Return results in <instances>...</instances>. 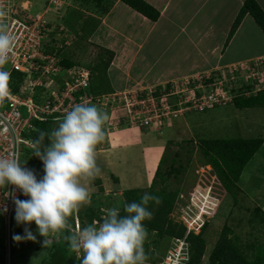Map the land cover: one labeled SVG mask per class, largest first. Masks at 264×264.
Returning a JSON list of instances; mask_svg holds the SVG:
<instances>
[{
    "label": "crops",
    "instance_id": "1",
    "mask_svg": "<svg viewBox=\"0 0 264 264\" xmlns=\"http://www.w3.org/2000/svg\"><path fill=\"white\" fill-rule=\"evenodd\" d=\"M17 1L22 5L29 2ZM100 1L102 2L93 0L92 3L96 2L94 10L102 12L104 5H109L101 14L92 10L90 2H87L88 5L84 2L79 8L71 5L73 13H77L82 20L78 34L85 36L101 51L108 49L114 52L107 68V89L121 91L133 85L144 89L152 86L161 88L162 85L178 83L187 77L203 78L234 65L246 66L264 58V32L249 13L227 41L231 26L245 0H145L159 10L160 16L156 20L150 19L123 0ZM258 2L264 9V0ZM56 3L63 5L65 2L56 0ZM109 118L113 124H122L114 114ZM180 119L167 124L168 121L162 126L169 129L170 135L178 134L177 128L181 125L177 124H183L185 118ZM111 122L108 119L104 125L105 139L96 147V160H101L106 163L105 166L110 167L116 186L124 191L130 185L125 183L118 170L129 167L132 172L130 179L140 177L133 164L138 165L140 162V156L136 157L137 148L134 147L145 146L152 133L162 134V131L156 127L140 126L108 129ZM158 142L159 140L156 141ZM149 144L148 158L153 157L156 151L158 153L153 160L155 172L165 145L155 146L152 139ZM129 162L132 165L129 166ZM102 177L100 174L94 180L100 178L102 185L107 184ZM86 183L81 181L83 186ZM132 188L143 187L136 184ZM115 192L117 191L113 193ZM29 227L33 234L38 232L34 222ZM26 244L35 250L36 256L33 258L26 253L25 259H33L35 264H45L47 255L40 261V252L46 253L50 246L45 248L43 242ZM70 251L72 252L71 249Z\"/></svg>",
    "mask_w": 264,
    "mask_h": 264
},
{
    "label": "rangeland",
    "instance_id": "2",
    "mask_svg": "<svg viewBox=\"0 0 264 264\" xmlns=\"http://www.w3.org/2000/svg\"><path fill=\"white\" fill-rule=\"evenodd\" d=\"M50 1H52V4H50ZM61 1L65 3L62 5L60 3H56L55 0H29V2L24 3V5L27 8L28 12L33 16L35 14H39L43 16L44 20H50V36L45 39V45L49 44V46H47L46 49L55 51L60 57L68 58L78 65H82L87 68H92L95 66L96 61L98 59V54L101 52V50L97 46L93 45L92 42L88 41L85 36L79 35L80 33L78 29L79 25L82 23V20L78 18L77 13H73L72 5L79 8V6H82L81 4H83L84 2L86 3V5H88L87 2H90L89 5H92L91 8L93 11H97L98 14H101L102 12L101 10L98 11V9L94 10L93 6L96 2L92 3L93 0ZM69 3L70 5H68ZM224 72L227 74L226 80L222 78L223 76L221 75V71H219L218 74L220 75L221 79H223V85L225 88L230 86L233 87V92L237 94L235 100L243 96L255 94L258 92L257 88L261 87H257V82L255 80H252L253 82L251 83V79H248L246 72L242 69H239L238 72H235V79H230L231 74L228 68H225ZM261 76L264 77V71L261 72ZM205 79H207V77H205ZM209 80L213 81V79ZM62 82L63 78L61 76L53 77V83L55 86L59 87ZM194 82L191 85H195ZM248 85H252L251 89L245 93H242L241 88ZM205 88H207V90H211L212 88H214V86L206 84ZM139 89L143 88L137 85H133L132 87L126 88L125 90L134 92V90ZM235 100L225 105H216L215 107L206 109L204 111L194 110L190 111V113H186L172 118L171 121H179L181 120L180 118H185L183 119V124H177V126L181 125L180 128H177L178 134L176 133L174 135H170L168 131L169 129H164V126H162L166 123L150 126V128H158V130L162 131V134L152 133L151 138L147 139L145 146L137 145L138 147H134L137 148L136 157L140 156V162L138 163V165L136 163L133 164L135 169H137L138 173L140 174V177H138L136 180L130 179L132 176V172L131 168L129 167L118 170L120 171L119 173L124 177L125 183L127 185H130L129 188H132L133 185L136 184H140L143 188H146L149 186L150 180L152 179V174L154 172V155L158 154L156 151L153 157L148 158V145H150L149 141L151 139L155 141V146L165 145L162 150L161 157L166 146L169 144V151L173 154L178 150L181 152V148L188 147L186 143H183L186 145H183L184 147H182L177 142L189 139L195 142L196 151L192 156L193 159L189 164V169L188 171H185L183 181L179 185L181 187V195L179 199L180 202L177 208L174 210L172 217L177 221L187 219L186 212L189 210V204H191V200L189 199L191 193L193 191H196L194 190V188L198 182H200L202 188L211 187L213 190L219 191L221 193V195L217 196L222 202L221 207L219 208V211L216 216L211 217L210 221L212 223L210 224L207 230V249L201 264H208V256L210 250L214 247L215 243L217 242L220 232L222 231L225 224L231 226L234 233L241 235L245 241L264 242V229H260L259 231H257L253 229L249 223V216L256 206H260L264 209V143L244 168L243 174L238 182L240 191H238L236 195L237 202H235V198L231 196L230 193L226 192L223 183L212 170V166L208 164L207 161H205L201 151L198 148V146L200 145V139L236 137L264 138V107L255 106L239 108L235 105ZM96 107L100 111L107 113L108 117L113 116V113L110 109L105 110L101 109L99 106ZM117 120L118 122H120L119 119ZM60 121L61 120L56 123L55 128L58 127ZM171 121H169L167 124H169ZM109 122H111L110 118ZM121 122L122 124H113V122H111V124L109 123L108 129H111L113 127L114 129H119L122 127H135L128 122ZM157 140H159L158 143H156ZM145 141L146 139L143 140L144 143ZM24 156L25 154H23L21 158V165L24 162ZM100 163H103V166L102 164L100 165ZM96 164L101 171H104L100 172L99 176L100 174L103 175L102 178L106 180L107 184L104 183L103 186L107 190L104 188L103 191H100L99 184L96 183L94 179L90 181L82 180L83 182H87L84 187L87 188L90 195L95 193L99 194V202L101 203L103 210L110 209L113 206L118 207L120 205V201L123 199L122 189L119 190L116 186V182H114L112 178L113 172L110 171L111 169L110 167L108 168V165L105 166V162H102L101 160H96ZM130 165H132V162H129V166ZM200 175H204L202 177L203 181L200 180ZM114 191L117 192L113 193ZM25 226L26 225L23 224H17L15 217H12L9 239L10 244H12L14 248V253L12 256L10 254V264H35V261L33 259H25L26 253L32 256L33 258L34 256H36L35 250L31 246H28L26 243L30 242L31 244H40L45 239L44 237L40 236L37 232L34 233L37 238L36 241H14V235H24ZM60 236L62 235L57 234L49 237V239L51 240V244L49 245L50 248L53 246L54 242H57L59 240ZM154 238H156V236L151 235L145 240V243L149 251L153 250L155 252V256L157 258L161 257V255L164 253L168 255L169 250H173L175 252V248L179 244V241L175 240V238L166 237L158 239L159 241L157 240V242H155L156 244H154L152 242V239ZM7 239V223L5 222L4 217L0 213V264H8V252L6 249V243H8ZM49 246H47V248ZM184 246V248H187V245ZM185 251L186 249H183V253ZM70 253L72 254L69 257L70 260L75 264H80V260L77 258L76 252L72 250V252ZM47 254L49 255L48 250L44 254L43 251L40 252V261L44 257V255L46 256ZM81 255H83L82 252Z\"/></svg>",
    "mask_w": 264,
    "mask_h": 264
},
{
    "label": "built area",
    "instance_id": "3",
    "mask_svg": "<svg viewBox=\"0 0 264 264\" xmlns=\"http://www.w3.org/2000/svg\"><path fill=\"white\" fill-rule=\"evenodd\" d=\"M0 8L7 13L9 32L15 40L13 52L2 70L9 72L10 75L13 71L25 73L20 92H15L9 83L11 99H6L4 104L0 105V158L15 155L21 163L23 154L35 148V142L25 136V132L34 128V120L48 116H53L56 121L62 120L76 104L95 103L101 109H110L120 122H128L132 126L150 127L167 123L172 118L190 111H204L216 105L228 104L237 97L232 86L225 88L223 85V79H227L224 70L223 72L221 70L223 79L217 72L207 76L208 80L213 79V81H208L205 77H187L178 84L162 85L161 88L152 86L134 92L121 90L94 96L86 90L91 84L93 75L90 68L78 64L70 68H61L56 54L45 51V39L49 36V21L44 20L39 14L33 16L17 0H0ZM239 69L246 72L251 83L255 80L257 87L261 86L257 88L258 91L264 89V77L261 76V72L264 71V58L246 66H231L230 79L236 78L235 72ZM54 76L63 78L59 87L53 83ZM193 82L195 85H191ZM206 84L214 88L207 90ZM36 86L45 87L41 101L34 97ZM203 176L199 177L202 181ZM194 190L196 191L191 193L189 199L191 204L186 212L187 219L182 220L187 226V234L191 230L199 233L204 223L211 220L212 216H216L222 203L217 197L221 193L211 187L202 188L198 182ZM15 198L29 199L14 185L0 187V213L8 227V243H6L8 264H10L9 233L12 217H15ZM77 226L82 228L78 217L75 218L72 227L75 229ZM176 240L179 244L175 252L169 250L163 261L147 262V264H188L186 237ZM184 245H187V248H184ZM183 249H186L184 253Z\"/></svg>",
    "mask_w": 264,
    "mask_h": 264
},
{
    "label": "clouds",
    "instance_id": "4",
    "mask_svg": "<svg viewBox=\"0 0 264 264\" xmlns=\"http://www.w3.org/2000/svg\"><path fill=\"white\" fill-rule=\"evenodd\" d=\"M14 46L7 13L0 8V105L12 95L10 73L2 69ZM108 119V114L94 105L76 104L58 127L47 134L50 144L43 150L39 145L46 133L41 131L35 142V156L44 165L40 179L34 170L23 167L17 156L0 158V187L14 185L29 197L14 199L15 220L17 224L26 225L24 235H14V241H36L29 227L34 222L39 235L45 238V247L51 244L50 236L63 235L80 264H147L149 257L144 242L148 230L143 221L153 218L147 205L150 201L160 204V197L145 192L139 203L125 204L127 214L123 216L117 207L106 209L103 222L99 224L94 222L73 229L69 220L83 206L91 204V195L81 181L92 180L100 173L96 146L105 139L104 125Z\"/></svg>",
    "mask_w": 264,
    "mask_h": 264
},
{
    "label": "trees",
    "instance_id": "5",
    "mask_svg": "<svg viewBox=\"0 0 264 264\" xmlns=\"http://www.w3.org/2000/svg\"><path fill=\"white\" fill-rule=\"evenodd\" d=\"M123 1L152 20H156L160 16L159 10L145 0ZM99 2L101 3L102 1L99 0ZM106 7H109V5H104L103 11L106 10ZM248 13L254 17L255 21L264 32L263 7L258 0H245L231 26L227 41L231 39L243 18ZM47 46H49V44L44 46L45 51L56 54L61 68H70L76 65L74 61L65 57H60L55 51L46 49ZM113 56L114 52L111 50H102L98 54L95 66L90 68L93 75L91 84L86 90L94 96L114 92V90L105 87L107 68L111 63ZM10 77V85H12L15 92H20V86L24 81L25 73L21 71H13ZM251 87L252 85L244 86L241 90L242 92H246L249 91ZM44 88L36 86L34 94L36 100H42L41 95L44 92ZM24 94L26 95L27 91L24 92ZM93 105L98 106L95 103L90 104L89 106ZM235 105L239 108L255 106L264 107V89L255 94L236 99ZM56 123H58V121L54 120L53 116L36 118L34 120V128L25 132V136L36 142L41 131L46 133L44 140L39 145L40 149L43 150L50 144L49 136L47 134H50L51 131L55 129ZM177 143L182 147L187 144L188 147L181 148V152L178 150L172 154V152L169 151L170 144L167 145L157 165L151 184L146 188L125 189L122 194L123 199L120 201L118 207L120 209V215L123 216L127 214L124 211L125 204L133 201L139 203L141 196L145 192L160 197V204L157 205L155 202L150 201L147 205L148 209L153 213V218L151 220L143 221L148 230L147 238L151 235H155L156 238L152 239V242L156 244L155 242H157L158 239L165 237L175 238V240L186 237L189 254L188 264H201L207 249V230L212 222L210 220L206 221L199 233L191 230L187 234L188 229L185 223L182 220L177 221L172 217L174 210L180 202L181 187L179 185L183 181L184 173L185 171H188L189 164L193 159L192 156L196 151L195 142L193 140L189 139ZM199 143L200 145L198 148L201 151L203 158L212 166L213 171L221 180L228 193H230L231 196L235 198V202H237L236 195L237 192L240 191L238 182L247 163L263 145L264 138L236 137L200 139ZM24 157L22 166L34 170L37 179H40L44 175V165L43 162L35 156V148L27 150ZM95 181L99 184V190L103 191L104 187L101 179L96 178ZM99 201V194H91V204L83 206L78 214L69 218L72 226L74 225L76 217L80 219L82 228L93 224L94 222H97V224L102 223L106 211L103 210ZM249 223L251 227L257 231L264 229V209L262 207L256 206L252 210L249 216ZM144 249L146 255L149 257L147 262L159 263L163 261L167 255L164 253L161 257L157 258L153 250H148L145 242ZM10 250L12 256L14 253L12 244H10ZM70 252L69 242L62 235L49 249V255L47 254L46 256L48 259L45 261V264H72L69 258ZM208 264H264V242L245 241L241 235L234 233L231 226L225 224L220 232L217 242L210 250Z\"/></svg>",
    "mask_w": 264,
    "mask_h": 264
}]
</instances>
